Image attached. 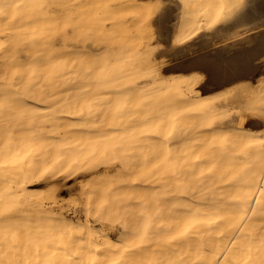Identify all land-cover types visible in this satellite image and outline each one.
I'll return each instance as SVG.
<instances>
[{"label":"bare ground","instance_id":"bare-ground-1","mask_svg":"<svg viewBox=\"0 0 264 264\" xmlns=\"http://www.w3.org/2000/svg\"><path fill=\"white\" fill-rule=\"evenodd\" d=\"M172 1L175 15L161 0H0V264H22L29 214L58 237L46 242L51 264H181L182 248L185 264H264V122L247 120L250 111L264 117V28L191 53L165 76L149 46L174 31L172 61L262 25L264 0ZM83 14L89 33L78 28ZM46 59H57L49 64L58 72L42 82ZM70 76L89 80L87 106L65 98L53 124H15L28 102L40 104L37 93L69 89ZM210 84L233 86L215 93ZM223 105L242 107L238 119L210 124ZM56 172L90 188L84 218L31 197L36 180ZM52 181L57 202L65 182ZM117 199L136 212L107 219L103 209Z\"/></svg>","mask_w":264,"mask_h":264},{"label":"rangeland","instance_id":"rangeland-1","mask_svg":"<svg viewBox=\"0 0 264 264\" xmlns=\"http://www.w3.org/2000/svg\"><path fill=\"white\" fill-rule=\"evenodd\" d=\"M164 1V2H163ZM161 2L166 3V4H171L173 5V11L171 12L172 15H175V13L180 12L179 11V7L176 8L175 6V2L173 3L172 0H161ZM177 20L176 17H172L169 20V24H172L173 22H175ZM172 27V26H171ZM238 27H234V28H239ZM78 28H80L82 31H86V32H90L91 31V24H90V20H89V15L88 14H83L81 16V18H79V22H78ZM264 28V24L262 25H258L256 27L253 28H249V29H244V30H240L239 33H237L236 35H231L229 37H227L226 39H220L215 41V43H210L207 46H204L202 48H196V49H188L186 52L180 54L181 57H178L176 60L182 59L185 56H189L191 53H195L199 50H203V49H209V48H214V47H218V46H222L223 44L226 43H230L234 40L237 39H246L248 38V36H250L252 33L256 32L257 30H260ZM233 29V27H232ZM231 28L229 29L232 30ZM174 31H171V37L168 41H164L162 39L160 40H155L152 39L150 40L149 46L152 48L151 53H150V58H151V62L153 63L154 66H157L158 69L161 71V74H163L164 76L167 75L170 72H173V69L170 71H164L163 67L169 63H171L172 61L170 60V56H171V52L174 49V46H176L177 44H174L172 42V35H173ZM195 37V36H194ZM193 38V37H191ZM190 42V40L186 41L185 43ZM184 44L180 43L179 45ZM54 51H57L56 48L53 49ZM87 56L86 52H81L79 54V59H84ZM49 59V57H48ZM56 64L57 59L56 60H47L40 65L41 67V74H40V79L43 81H47L50 80L52 78H54L56 75L57 68L55 65L51 66V64ZM49 64V65H48ZM72 76H70V78H66L67 81H69L71 87L69 89H67V85L64 86L66 88L62 89L61 91L57 92V93H51V94H45L43 92L37 93L38 98H41L40 101H38L37 99H35V101L39 102L40 104L37 103H32V102H28V107H17L15 109L21 108L26 109L23 111L22 114H18L16 115L20 121H17L15 124H26L28 123L27 121L29 120L31 124L33 125H42V124H53V120H55L56 118V114H57V108L59 107V105L63 102V100H65V98L68 99H73L76 97H79V100H83V103L85 106H87L88 104V92H84V89L89 85V80H85L83 78L78 77L79 79H75V78H71ZM240 83L237 84H244L247 82V78H243L241 81H239ZM68 83V84H69ZM140 84L142 85H147V86H152V84L149 81H143ZM250 85H248V87H253L252 83H249ZM72 85H75L74 87ZM211 87H209L210 91H213L215 93H226L227 90H229L231 88V86L233 85H213L210 84ZM209 85V86H210ZM76 87V88H75ZM81 92L82 94L79 95L76 92ZM35 93V92H33ZM19 100L20 97H16L15 100V105H19ZM78 100V101H79ZM74 104V103H72ZM68 106H71V104H67ZM242 107L240 106H234L231 107L229 105H223L220 108V112L218 113H214L212 116H210V118L212 117V122L210 124H214L215 122H217L218 120H220L221 118L224 119H228L230 118L231 120L233 119V121L236 119H238L237 116V110L240 109ZM231 113V114H229ZM229 115V116H228ZM230 115H232L233 117L231 118ZM228 116V117H227ZM234 116H236L234 118ZM26 119L25 121H22ZM235 120V121H236ZM248 121H253V120H260L261 122H264V117L260 116V115H255L253 114L252 111L249 112V115L247 117ZM251 126V125H248ZM209 136V134L207 135ZM206 137V136H205ZM215 138V137H214ZM253 150V149H251ZM249 150L248 154L249 156V162L252 163L256 162L255 161V157H257V151H251ZM259 157V156H258ZM261 157V156H260ZM255 158V159H254ZM259 159V158H258ZM248 162V165L252 166L250 163ZM150 164L152 163V161L149 162ZM155 165L152 163L151 167H154ZM112 172L115 173V170H113ZM117 175H113V178L116 179L117 177H121L119 176V172L116 173ZM73 175H68L67 173H63V172H56L53 175H45L43 177H40L39 179L36 180L37 185H35V188L32 189L33 193L31 195V197L33 199H42L43 202L45 203V206H51L52 211L53 212H63L67 217L72 218V219H82L85 216L84 210H83V206H84V202L87 201V195L90 194L89 187L84 186L83 184H80L79 179L78 178H73ZM83 178V177H81ZM54 179H60V181L65 182L62 185V190H63V196L64 198L60 201H53L51 202V196L52 194V188L54 185L58 184L55 181H52ZM95 196V193L93 192V194ZM92 200H93V196H92ZM120 200V199H119ZM89 203V202H88ZM93 204V203H92ZM116 204V205H115ZM124 204L125 201L123 203V200L118 201V199L112 203V205L109 206H105L103 211L104 214L103 216H105L107 219H111V220H117L118 218H123L125 215L123 214V211H125L127 208L129 207H133L132 205H129L126 209H124ZM127 204H131V203H127ZM39 203L35 202L34 204L30 205L28 207V212L31 213L34 210H36L38 208ZM94 206H92V211L94 210ZM133 210H137V208L134 206ZM236 215V216H235ZM232 219H236L241 217V215L235 214ZM90 218H93V215L90 214L89 215ZM157 218V216H156ZM162 218V217H159ZM166 219H169V216H167ZM244 219V217L242 218ZM23 222L25 223L24 225L27 226L29 228V232H28V236H26V241H27V245H26V250L22 253L21 255V259H22V264H51V262H46L45 257H44V250L46 248V242L47 241H51L53 239H58V237L55 234V231L52 227L47 228V226L45 225V221L47 219H42L37 217L36 215L33 214H29L27 217L22 219ZM48 222V221H46ZM116 222V221H112ZM100 223V222H98ZM96 223V224H98ZM106 223V222H105ZM48 224V223H47ZM22 225V223H20V225L18 226V228ZM22 225V226H24ZM32 227H35L38 229V234L33 235V231H32ZM26 231L27 228L25 227ZM114 231L113 235H116V231H117V227L114 226ZM183 233V231H182ZM186 233V229H184V233L183 235ZM60 235H65L64 233H61ZM184 237V236H183ZM66 237L61 236V239H65ZM24 242V241H23ZM171 242V241H170ZM183 252V253H182ZM182 253V254H181ZM186 253V255H185ZM176 255H174V261L175 262H181V264H185V262L187 260V252L182 248L181 250H177L175 252ZM178 255V256H177ZM178 259H180L178 261ZM181 259L185 260L184 262L181 261ZM173 260V259H172ZM59 261L58 258H56L53 262L55 264H57V262Z\"/></svg>","mask_w":264,"mask_h":264},{"label":"water","instance_id":"water-1","mask_svg":"<svg viewBox=\"0 0 264 264\" xmlns=\"http://www.w3.org/2000/svg\"><path fill=\"white\" fill-rule=\"evenodd\" d=\"M194 56H195V57H194ZM194 56H193V57L190 56V57H187V58H185V59H179V60L173 59L171 63H169V64H167V65H165V66L163 67V70H164V71H170V70H172V69H181V67L178 66V63H179V62H180V63L186 62L185 60H188V58H190V59L192 60V59L196 58V55H194ZM190 67H201V66H185V67H183L182 69H188V68H190Z\"/></svg>","mask_w":264,"mask_h":264}]
</instances>
